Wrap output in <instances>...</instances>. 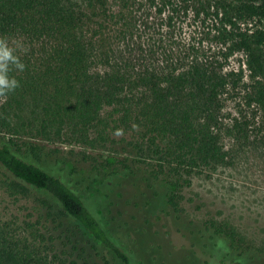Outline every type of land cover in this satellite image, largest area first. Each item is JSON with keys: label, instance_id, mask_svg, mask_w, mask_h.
Returning a JSON list of instances; mask_svg holds the SVG:
<instances>
[{"label": "trees", "instance_id": "trees-1", "mask_svg": "<svg viewBox=\"0 0 264 264\" xmlns=\"http://www.w3.org/2000/svg\"><path fill=\"white\" fill-rule=\"evenodd\" d=\"M190 15L208 29L196 44ZM0 38L24 65L0 94V264H157L164 233L132 205L111 236L78 192L94 177L163 188L173 228L216 264H264L231 223L179 210L230 144L264 151V0H0Z\"/></svg>", "mask_w": 264, "mask_h": 264}, {"label": "rangeland", "instance_id": "rangeland-1", "mask_svg": "<svg viewBox=\"0 0 264 264\" xmlns=\"http://www.w3.org/2000/svg\"><path fill=\"white\" fill-rule=\"evenodd\" d=\"M208 29L203 27L200 20L194 16L183 24L182 39L189 43H199L206 39L202 33ZM243 55H236L228 62V69L239 70L243 64ZM241 98L227 102L226 117L237 115L245 110ZM231 147L232 162L230 166L221 168L211 178L194 180L192 186L185 191V201L179 208L181 215L196 224H203L213 220L229 222L243 233L249 241L264 250V151L254 145L246 144L241 147ZM79 184V194L100 220L109 234L113 237L121 225L124 216L130 207L140 206L149 217L146 220L160 228L164 237H155L148 234L140 244L141 253L151 240L163 244L159 261L167 264H199L191 258L190 252L200 257L203 261L216 264L217 261L197 248L190 245L197 238L189 237L188 240L172 222L175 216L171 215L165 190L159 186L152 188L135 186L126 182L105 183L102 179L94 177ZM133 205V206H132ZM173 249L172 252L169 250ZM192 249V250H191ZM149 264V263H148Z\"/></svg>", "mask_w": 264, "mask_h": 264}, {"label": "clouds", "instance_id": "clouds-1", "mask_svg": "<svg viewBox=\"0 0 264 264\" xmlns=\"http://www.w3.org/2000/svg\"><path fill=\"white\" fill-rule=\"evenodd\" d=\"M13 51L14 49L9 47L7 40L0 38V94H3L5 89L12 91L19 86L18 81L7 77L6 68L9 61L15 63L20 70L24 68V65L13 56Z\"/></svg>", "mask_w": 264, "mask_h": 264}]
</instances>
